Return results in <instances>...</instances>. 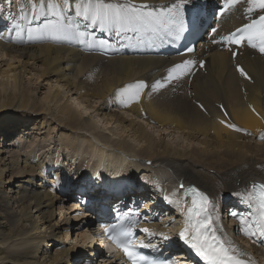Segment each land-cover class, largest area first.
Returning <instances> with one entry per match:
<instances>
[{
    "label": "bare ground",
    "instance_id": "bare-ground-1",
    "mask_svg": "<svg viewBox=\"0 0 264 264\" xmlns=\"http://www.w3.org/2000/svg\"><path fill=\"white\" fill-rule=\"evenodd\" d=\"M133 1L142 2L144 0ZM147 1L159 3L175 0ZM18 2H20V8L21 5H27L28 0H18ZM80 2L81 0H69V7L65 10L67 20L78 22L79 31L85 32L87 35L91 33L92 29L100 30L95 25L86 28L85 25L90 22L75 16V7ZM9 3L10 0H0V9L3 6L9 8ZM212 4L213 2L209 3V7H212ZM248 7L246 0H240L220 19L213 22L212 25L216 31L213 36L205 39L202 49L197 48L194 54L173 58L183 61L195 59L206 51L208 53L206 74H197L193 78L191 86L187 85L185 76H183L178 80L166 83L157 92H152L150 86L157 80L164 82L165 67L173 60L168 61L165 58L159 59L146 54L134 56L138 52L136 48L139 51L148 52L145 46L135 45L131 41L130 37L136 36L135 33L124 31L120 36H117L116 31L112 29L113 49L115 52H124V55L106 58L97 54L82 53L77 48L80 43L86 44L85 36L46 34L41 38L29 39L27 27L41 29L47 20H54V17H41L33 20L31 25H26L22 21L25 31L19 38H17L13 27L15 23H19V20L16 19L9 29L8 26H4L8 24V21L4 23L0 19V27L3 26L0 28V37H2L0 38V55L7 56L13 53L18 58H22L20 70L8 65L7 69L0 72V78L5 77L13 83L12 91L6 89V82L0 83V135L15 137L14 133L17 130V132L22 131V135L25 134L30 138L31 135L39 136L42 129H47V133L56 130V133L59 132L63 138L57 141L63 144L65 150V152L58 153L55 158H42L38 163L35 161L38 155L34 157L32 156L34 151L28 150L31 146L29 148L26 146L28 149L25 153L19 154L21 157L19 159L18 156L6 155L11 151L7 147L13 146L10 144L12 142L8 145L7 142L0 141V174L4 173L5 175H0V181L6 180L7 182L5 188L0 182V264H77L76 261L81 258L80 255L83 257L84 254H88L85 256L90 260L87 264H99L94 262L92 256L95 257L101 248L96 247L97 240L91 234H87L88 230L78 232L73 246H65L63 234H60L58 230L61 225H64L62 228L66 237L70 230L67 225L77 223V217L80 215L70 217L61 211L75 214L79 205L70 201V205L67 203V206L63 207V202L60 203V198L53 193L60 185L54 181L42 180L43 177H48V174L53 175L54 178H57L56 180L73 179L76 176H80L83 180L85 170L81 173L82 164L75 165L74 170L71 171L59 160L61 157L62 162L67 160L69 164L70 162L75 163L73 157L77 149L81 148L75 142L76 136L84 135L80 133L82 130L93 134L101 146L109 148L105 151H101L105 149L104 147L96 150V153L99 154L93 158L90 172L86 174L87 181L93 182L97 178L101 180L100 178L104 176V180L108 179L106 183H109L110 180V185L113 183L112 187L119 190L122 187L121 184L135 181L134 174L137 173V177L141 176L140 173L149 171L153 164L162 166V169L163 167L172 168L179 174L178 186L172 191V188H169L172 195H170L168 183L164 185L160 183L161 186H156L155 189L147 187L149 182L158 180L156 182L159 183L167 177L160 180L159 175L145 174L147 178H142L140 182L135 181L134 183L143 192L140 195V205L144 207L143 211L155 212L154 209L157 208L155 204L159 202V199H162L163 204L168 202L167 210L178 219L177 221L176 219L172 220L176 222L175 229L173 228L175 232L179 229L176 225L185 218L184 214H179V208L182 203L187 202L183 190L188 183L196 184L201 188L215 205L221 198L232 194L236 197L235 201L231 203L232 206L235 209L239 207L241 209L236 212L239 214L237 217H233L230 213L228 215L235 219L238 229L236 231L237 238L249 249L236 242L233 238L235 233L230 235L231 231H228V227L224 226L222 222L216 224L218 228H223L222 232H218L222 237L231 240L241 252L248 254L250 250L251 254L258 258V262H264V243L258 242L257 237H246L240 231L241 228L246 227L240 223V217L250 221L256 214L255 208L245 202L247 194H249L248 186L255 179L264 180V139L256 138L264 134V59L259 56L250 58V53L253 51L248 52V50L241 49L239 53H245L233 60L231 54L224 49L226 43L221 40V37L227 35L232 28L248 22L249 18L255 17L259 13V10L249 13ZM17 8L13 6L10 10L18 18L20 12ZM93 35L95 36L94 40L100 37L98 32ZM213 38L216 39L214 45L210 43ZM160 42L163 44L159 39L156 41L157 44ZM28 62L33 64L39 62L42 66L41 70L35 71L36 80L42 75L48 79L54 78V85L47 88L42 99L36 100L34 97V93L38 92L37 88L17 90L20 73L25 74V72H21V69L24 71ZM237 63L245 67L251 76L252 83L248 84L239 78L234 69ZM98 69L100 70L96 80L102 76V69L104 75L99 82H96L94 78ZM141 81L149 87L144 89L139 102H133L128 107L122 106L118 93L126 86L135 85ZM241 85L245 87V97L242 95ZM188 92H192L194 97H188ZM63 95L71 99V103L85 104L84 112L93 107L88 99L94 97L99 100V107L94 111L105 112L97 114L104 117L102 120L104 129L113 127L115 124L117 130L115 129L113 133L124 135V138H130L132 142L127 143L123 138L116 140L115 137H112L113 135L105 136L101 132L103 127L100 129L98 124L83 120L85 115L79 109L73 110L70 103L57 106L56 115H51L49 104H55L56 101L62 100ZM193 101L202 103L208 115L203 114ZM246 101L254 105L263 120L256 119L249 112ZM215 103H223L234 121V125L243 131H234L223 127L218 120L220 115ZM118 112H123L131 118L126 119ZM32 125L33 129H29ZM148 126L151 127L148 129ZM259 129L263 132L259 133ZM162 133H165L167 140L160 139ZM247 133L255 140L251 141ZM177 135L181 137V142L176 139ZM40 141L47 140L39 139L37 142ZM89 141L91 140L89 139ZM111 142H115V144L109 146L108 144ZM28 145L31 144L28 143ZM34 148L37 149L35 146ZM122 150L129 152L131 156L140 155L145 162L151 160L152 165L144 167L145 165L138 162L127 161L124 155L123 158L119 152ZM85 153H89L87 149ZM115 153L117 157L113 156L111 159L110 156ZM106 166L112 168L111 175L103 173ZM45 168H48V174L44 173ZM237 181H239L238 186L236 185ZM165 188L168 190L166 191ZM168 191L169 193H167ZM151 192L155 193L158 198L152 197ZM164 194L167 195V199H164ZM149 201L150 206H148ZM176 201L180 202V206ZM58 203L59 213H55L54 205ZM240 203L243 204L240 205ZM234 208H229L228 211H234ZM94 209H97L96 206L91 210ZM56 214L58 217L62 214L61 220L64 222L55 221ZM148 217H144V219ZM84 218L83 215L81 219ZM87 219L89 221L85 220V225L82 226L84 229L87 225L91 226L89 225L90 217ZM171 224L173 225V223ZM143 225L148 228L146 236H151L155 232L165 234L167 231V226H164L163 221L157 220ZM41 227L43 228L41 229ZM94 233L96 236L99 234V230L95 229ZM48 241L51 244L47 245ZM6 242H8V246L15 247L6 250L4 245ZM79 242L80 244H78ZM53 246L57 249L53 254H50V247ZM107 251L111 252V249L108 248ZM113 255L119 256L117 253ZM70 259L73 262H70ZM101 261L103 262L100 264H104L105 260ZM109 264L114 263L109 262Z\"/></svg>",
    "mask_w": 264,
    "mask_h": 264
},
{
    "label": "snow or ice",
    "instance_id": "snow-or-ice-1",
    "mask_svg": "<svg viewBox=\"0 0 264 264\" xmlns=\"http://www.w3.org/2000/svg\"><path fill=\"white\" fill-rule=\"evenodd\" d=\"M239 2L240 0H222L221 13L231 10ZM246 2L249 5L247 8L249 13L256 10L264 13V0H246ZM185 3L186 0H175L171 5H155L148 3L147 0L139 4L133 3L132 0H125L123 3H113L111 0H81L75 7V16L90 22L85 25L86 28L98 24L101 31L114 29L117 35L131 30L149 36L175 35L179 37L184 31ZM68 7L69 0H28L27 5H21L19 8V20L24 21L26 25H31L33 20L41 17L55 18L54 20H47L41 29L27 27L29 39L41 38L46 34L84 37L87 34L79 31V23L67 20L65 10ZM11 18L15 19V17ZM13 27L17 38L21 37L25 31V25L15 23ZM212 31L215 32L216 29L213 28ZM221 40L226 44L236 46H241L246 42L249 47L258 49L261 54H264V14L258 15L250 23H246L234 32L221 37ZM213 43L216 41L213 40ZM188 51H192V49H188ZM236 54L235 52L232 53L233 56ZM193 65L194 62L190 60H184L173 65L168 69V75L163 83L157 80L151 84V91L157 92L166 83L190 74ZM200 66H204L203 61L200 62ZM236 70L241 76L246 79L249 78L239 65H237ZM147 87L149 85L143 81L126 86L118 93L121 105L128 107L133 102H139L141 94ZM253 111L255 110L253 109ZM221 123H225V121H221ZM226 126L234 131H243L233 124ZM261 139H264V134H262ZM188 194L191 195V205L186 209L180 206V202L176 201L185 217L184 227L179 233L184 244L195 251L205 264H254L250 260L241 259L240 257L245 256L246 253L241 252L231 240L217 234L218 231L222 232L223 228L215 226L219 217H214L215 204L209 197L196 188H190ZM245 202L254 204L256 214L250 221L240 217V223L246 225L240 231L246 237H257L258 242L264 243V185L260 186L259 191L249 193ZM230 215L237 217L239 214L231 212ZM132 223V221L122 222L119 225L105 228L104 232L132 264H139V260L144 258H137L134 247L136 241L130 235ZM141 231L147 232L148 230L141 229Z\"/></svg>",
    "mask_w": 264,
    "mask_h": 264
},
{
    "label": "rangeland",
    "instance_id": "rangeland-1",
    "mask_svg": "<svg viewBox=\"0 0 264 264\" xmlns=\"http://www.w3.org/2000/svg\"><path fill=\"white\" fill-rule=\"evenodd\" d=\"M17 1V2H16ZM17 4V5H16ZM19 5H20V2H18V0H10V3L8 4V6H9V8L8 7H6V6H3V7H1V9H0V19L1 20H3V22L5 23V22H7L8 21V24L6 25H4V26H8V28L10 29V27H11V25H12V23H15V21H16V19L17 20H19V16H18V18L17 17H15L12 13L13 12H11V10L10 9H12L13 8V6H16V8L18 7L19 8ZM17 8V9H18ZM11 17H15V19H12ZM0 20V21H1ZM14 20V21H13ZM19 23H21L22 24V21L20 22V20H19ZM3 26H1L0 28H2ZM22 58H18L15 54H13V53H11V54H8L7 56H3L2 54L0 55V72L2 71V70H5V69H7V66L8 65H10V67H13V68H17V70L19 69L20 70V67H21V63H22ZM25 62V61H24ZM41 68H42V66H40V64H39V62H37V63H32V62H28V65L24 68L25 70L23 71V69H21V72H25V74L24 75H22V73H20V76H19V84L17 85V90L18 91H20V89H30V88H37V90H38V92L37 93H34V97H35V99L36 100H38V99H42V97L46 94V92H47V88L48 87H50V85H54L53 83V81H54V78H51V79H48V78H46L45 76H40L39 78H37V80H36V75H35V71L37 72V71H39V70H41ZM99 70L100 69H98V71H97V73L95 74V78H94V80L96 81V82H99L101 79H102V77H103V75H104V70L102 69V76H100V78H99V80H96V78H97V76H98V74H99ZM2 82H6V84H5V87H6V89L8 90V91H12L11 90V87H12V85H13V83L10 81V79H6L5 77H3V78H0V83H2ZM31 82H32V84H31ZM49 83H51V84H49ZM60 89V88H59ZM60 90H62V89H60ZM78 100H80V99H78ZM89 101L88 102H90V105H92L93 107L91 108V109H89L88 111H86V112H84V107H86L85 106V104L84 105H81V104H76V103H71L72 101H71V99H68V97L67 96H65V95H63V98H62V100H60V101H56V103L55 104H52V103H50L49 104V107H50V109H51V112H50V114L52 115V114H54V115H56V113H57V106H59V105H62V104H66V105H68L69 103L71 104L70 106H72V108H73V110H75L76 111V109H79L80 111H81V113L83 114V115H85L84 116V118H83V120H86V121H88L89 123H96V124H98L97 126H98V128H102L101 129V132L102 133H104V135L105 136H107V137H109L110 135H113L112 137H115L116 138V140H120V139H124V140H126L127 141V143L128 142H132L131 140H130V138H128L127 139V137L126 138H124V135H115L113 132L115 131V129L117 130V128H116V125L115 124H113L114 126L112 127V126H110V127H108V128H106V129H104L105 127H104V124L102 123V120H103V118L104 117H102V115H97V114H100V113H105L104 111L103 112H101V111H94V110H97L98 109V105H99V100H97V99H95L94 97H91L90 99H88ZM111 110H113V108H110ZM118 113H121L122 115H124L125 117H126V119L127 118H131L129 115H127L126 116V114H123V112H118ZM90 121H92V122H90ZM100 121V122H99ZM101 124V125H100ZM151 126H148L147 128L149 129ZM29 128V127H28ZM29 129H33V125L32 126H30V128ZM97 129V128H96ZM108 130V131H107ZM153 130V129H152ZM80 133H82V134H84V135H79V136H76V141L75 142H77V144L78 145H80L81 146V148H78L77 149V151H76V154H75V156L73 157V159L75 160V163H71L70 162V164L68 163V161L67 160H65V161H63L62 162V160H61V157L59 158V160H60V162L61 163H63L64 164V166H68L69 167V169L71 170V171H73L74 170V168H75V165H77V164H79V165H81L82 164V171H81V173L85 170V174L83 175V176H86V174L87 173H89L90 172V167H91V163H93V158H95L96 157V155H98L99 153H96V150H98L99 148H102V147H104L105 148V146H101L99 143L100 142H98L95 138H94V136H93V134H91V133H89L88 131H85V130H82ZM155 133V132H154ZM14 135H15V137L14 136H5V134L4 135H0V141L2 140L3 142L5 141V142H7L6 144H8L9 145V143L10 142H12V143H10L11 145H13V146H9V147H7L8 148V150H11L10 152H8V153H6V155H13V156H18L19 157V159L21 158L20 157V153L22 154V153H25V151L29 148V146H31V148L30 149H28V150H31L32 149V151H34L33 153H32V156H37V158L35 159V161L36 162H38L39 163V161H41V159L42 158H47V157H53V158H55V157H57V155H58V153H62V152H65V150L63 149V144L61 143V142H58L57 140H61V139H63L61 136H60V134H59V132H57L56 133V130H54L53 132L51 131V133H47V129H45V130H41L40 131V133H39V136H37V137H35V136H32L31 135V137L29 138V137H26V135L24 136V135H22V131L21 132H17V130L15 131V133H14ZM18 135V136H17ZM24 136V137H23ZM60 136V137H59ZM252 136V135H251ZM13 137V138H12ZM158 137V136H157ZM34 139V140H33ZM39 139H42V140H47V141H44V142H37V141H39ZM89 139L91 140V141H93V142H91V141H89ZM160 139H164V140H167V136H165V133H162L161 135H160ZM176 139L179 141V142H181V137H178V135L176 136ZM20 140V142H18ZM56 141V142H55ZM177 141V142H178ZM20 143V145H18ZM28 143H30L31 145H28ZM49 144V145H48ZM115 144V142H111L110 144H108L109 146L110 145H114ZM178 144V143H177ZM180 144V143H179ZM183 144H185L184 142H183ZM48 145V146H47ZM181 145V144H180ZM26 146H28V148L26 147ZM36 147L37 149L35 150V148L33 149V147ZM89 147H91L90 149H89ZM86 149H87V151L89 152V153H85L86 152ZM109 148L106 146V148L105 149H102L101 151H105V150H108ZM121 154H122V157H123V155H124V157L126 158V160L128 161H130L131 160V162H138V163H140V164H142V165H145V161L143 160V158L140 156V155H137V154H135V155H132L131 156V154L129 153V152H127V151H124L123 152V150L122 151H119ZM129 153V154H128ZM85 154H87L86 156H85ZM40 156H42L41 158H40ZM113 156H115V157H117V155H116V153L114 154V155H111L110 156V158L111 159H113ZM123 157V158H124ZM133 157H134V159H133ZM133 160H132V159ZM142 158V159H141ZM40 159V160H39ZM137 159V160H136ZM135 160V161H134ZM140 161V162H139ZM159 162V161H158ZM68 164V165H67ZM106 164H109V163H106ZM69 165H71V166H69ZM147 166V164L144 166V167H146ZM147 167H150V166H147ZM153 167V168H152ZM152 167H150L149 168V171H146V172H141L140 173V175L141 176H139V177H137V173L136 174H134L133 176H134V180L135 181H137V182H140L141 181V179L142 178H147V176L146 175H149V174H151V175H153L154 174V176H156V175H159L160 176V180H162L163 179V177L165 178V177H167V178H165V179H167V180H165V179H163L161 182H156V181H158V180H156V181H152L151 183L149 182V185L147 186L148 188H151V187H154V189H155V187L156 186H159L160 185V183H161V185H164V184H167L168 183V189L170 188H172L171 189V191L172 190H175V188L178 186V179H179V174H177L176 173V171L175 170H173L172 168H167V167H163V169H162V166H156V164H153V166ZM161 168V170H159ZM57 169H58V167H57ZM166 169V170H165ZM111 171H112V168L111 167H105V170H104V172L103 173H105V174H108V175H111ZM150 171H152V172H150ZM157 171V172H156ZM46 172V174H48V168H45V170H44V173ZM53 172V171H52ZM161 172V173H160ZM166 172H167V174H166ZM170 174H169V173ZM179 172V171H178ZM211 172V171H210ZM56 173V172H55ZM80 173V174H81ZM156 173V174H155ZM3 174V176H5L4 175V173H2ZM2 174H0V175H2ZM146 174V175H145ZM146 176V177H145ZM58 177V176H57ZM168 177H171L170 179L168 178ZM80 179H81V177H80ZM101 180H103L104 181V176H102L101 178H100ZM71 180V179H70ZM82 180V179H81ZM105 180H108V179H105ZM50 181H52V180H50ZM134 181V182H135ZM144 181H146V180H144ZM165 181V182H164ZM0 182H2V186L5 188L6 186H7V182H6V180L5 181H0ZM36 182V181H35ZM76 182V181H75ZM108 182H110V180L108 181ZM155 182V183H154ZM157 183V184H156ZM152 184V185H151ZM156 184V185H155ZM239 184V181H237L236 182V185H238ZM146 185V184H145ZM160 185V186H161ZM166 186V187H167ZM166 189V188H165ZM168 189H166V191L168 190ZM170 189H169V191H170ZM169 191L167 192V193H169ZM170 191V192H171ZM56 192V190L53 192V193H55ZM147 192V191H146ZM174 192V191H173ZM173 193L171 192L170 193V195H172ZM166 194H164L163 195V197H164V199L166 198ZM65 201H66V199H64ZM60 203H61V201H60ZM159 203V204H158ZM218 203V202H217ZM71 203H68V205H70ZM160 204H161V202L159 201V202H157L156 204H155V206L157 207V208H159L160 207ZM163 204V203H162ZM59 205V203L58 204H55L54 205V212L55 213H59L58 212V206ZM77 205V204H76ZM62 206L63 207H66L67 206V203L66 204H64V203H62ZM231 206H232V204H231ZM161 208V207H160ZM163 208V207H162ZM166 208V207H165ZM164 208V209H165ZM230 208H234L233 206L232 207H230ZM235 209V208H234ZM77 212H79V211H77ZM61 213H63V214H65V215H67V216H70V217H77L78 215H75V214H68L67 213V211H61ZM79 214V213H78ZM35 215V214H34ZM80 215V214H79ZM84 215V214H83ZM169 215L170 216H167V217H165V219L164 220H162V219H158L159 221H163V223H164V226L166 225V222L167 221H169V222H174V223H176L175 221H172L173 219H176V221L178 220L177 219V217H173V215H171V213L169 212ZM81 216V215H80ZM77 217L78 219H77V221L76 220H74V221H76L77 223H70L69 225H67L68 226V228L70 229V230H72V231H70L69 229V231H68V234H67V236L65 237V232L63 231V228H62V226H64V225H61L60 226V229L58 230L59 232H60V234L62 233L63 234V241L65 242L64 244H65V246L66 247H71V246H73L74 245V242H75V240H76V237H77V235H78V232H84L85 231V229L82 227L83 225H85V220H86V218H89V217H86V218H84V219H81V217H83V216H81V217ZM85 216V215H84ZM172 218V219H170V218ZM63 218V215L61 214L60 215V217H58V214H56V216H55V221H61V223L62 222H64V220H61ZM166 218H167V220H166ZM81 219V220H80ZM80 221V222H79ZM72 222V221H71ZM173 223V224H174ZM72 224V225H71ZM82 224V225H81ZM75 225V226H74ZM89 225H91V223L89 224ZM77 226V227H76ZM167 227V230H172L170 233H171V235H172V232H173V230L175 229V227H173L172 229L170 228V224H167L166 225ZM173 226V225H172ZM87 227H88V225H87ZM43 227H41V229H42ZM238 230V229H237ZM166 233H169V232H167L166 231ZM165 233V234H166ZM233 233H235L236 234V230L234 229V232ZM235 234H233V236H235ZM86 243V242H85ZM49 244H51V242H49L48 241V244L47 245H49ZM78 244H80V242L78 243ZM5 246H6V250L8 249V248H13V247H15V246H8V242H6V244H4ZM85 245V244H84ZM97 247V246H96ZM99 248V247H98ZM57 248H54V246L53 247H50V250H49V252H50V254H53L54 252H55V250H56ZM79 252H80V249L78 250ZM78 251H77V253H78ZM88 252V251H87ZM76 254V253H75ZM81 254H83V253H81ZM85 255H88V254H85ZM80 259L79 260H81V259H85V258H88L87 256H81L80 255ZM99 257V256H98ZM99 258H101V257H99ZM258 259V258H257ZM71 261L70 262H73L72 261V259H70ZM88 261H90V260H88ZM87 261V262H88ZM76 263H78V262H76ZM105 263H107L106 262V260L104 261V264ZM79 264H87V263H79ZM107 264H109V262L107 263Z\"/></svg>",
    "mask_w": 264,
    "mask_h": 264
}]
</instances>
